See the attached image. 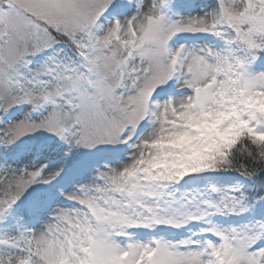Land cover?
<instances>
[{
  "label": "snow or ice",
  "instance_id": "1",
  "mask_svg": "<svg viewBox=\"0 0 264 264\" xmlns=\"http://www.w3.org/2000/svg\"><path fill=\"white\" fill-rule=\"evenodd\" d=\"M0 264H264V0H0Z\"/></svg>",
  "mask_w": 264,
  "mask_h": 264
}]
</instances>
